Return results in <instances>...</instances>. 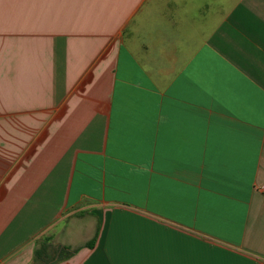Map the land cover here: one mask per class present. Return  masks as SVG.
Returning <instances> with one entry per match:
<instances>
[{
    "label": "crops",
    "instance_id": "0c3cea01",
    "mask_svg": "<svg viewBox=\"0 0 264 264\" xmlns=\"http://www.w3.org/2000/svg\"><path fill=\"white\" fill-rule=\"evenodd\" d=\"M264 0H0V264H264Z\"/></svg>",
    "mask_w": 264,
    "mask_h": 264
},
{
    "label": "built area",
    "instance_id": "2783aa9c",
    "mask_svg": "<svg viewBox=\"0 0 264 264\" xmlns=\"http://www.w3.org/2000/svg\"><path fill=\"white\" fill-rule=\"evenodd\" d=\"M261 191H262V192H263V194H264V187H262V188H261Z\"/></svg>",
    "mask_w": 264,
    "mask_h": 264
}]
</instances>
